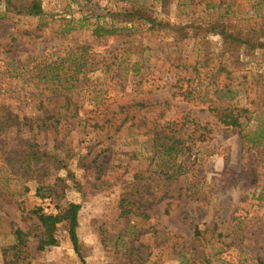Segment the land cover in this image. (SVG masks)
<instances>
[{
	"label": "rangeland",
	"instance_id": "1",
	"mask_svg": "<svg viewBox=\"0 0 264 264\" xmlns=\"http://www.w3.org/2000/svg\"><path fill=\"white\" fill-rule=\"evenodd\" d=\"M42 2L46 15L29 18L6 13L0 0V110L20 118L0 136V264L11 231L32 224L29 210L54 212L37 187L61 180V205H81L83 259L62 224L57 246L39 253L30 240L31 264H264V140L257 138L264 131V0ZM127 11L158 27L114 16ZM98 24L125 31L98 39ZM81 47L89 49L88 72L75 99L85 121L58 132L25 128L24 118L63 103L40 109L41 82L49 65L74 69ZM132 101L162 106L111 139L86 124L96 110ZM216 108L247 110L241 130L223 125ZM196 124L203 129L187 139L184 156L152 160L154 137L187 136ZM30 152L37 155L29 169ZM96 156L101 172L91 164ZM180 165L186 174L166 188L157 173Z\"/></svg>",
	"mask_w": 264,
	"mask_h": 264
},
{
	"label": "trees",
	"instance_id": "2",
	"mask_svg": "<svg viewBox=\"0 0 264 264\" xmlns=\"http://www.w3.org/2000/svg\"><path fill=\"white\" fill-rule=\"evenodd\" d=\"M6 13H13L19 17H29V18H43L46 15V11L43 7L42 0H6ZM115 17H122L127 23H134V21L143 22L145 24L151 25L152 29L158 27V22L156 20L150 19L145 15H142L140 12H130L125 13H115ZM162 23H159V25ZM75 28L67 30V32L74 31ZM122 31H125L123 28L116 27L112 25L111 28L106 27V25L98 24L94 29L93 34L98 39H103L105 36H116L119 35ZM228 37H232L228 35ZM233 40H238L233 37ZM238 41L237 43H241ZM83 51L82 59H77L74 63L75 68L69 66L67 70L61 69L63 64H57V66L52 67L49 65V73L44 77L45 82L42 83V93L43 97L39 108L45 109L46 104L50 106L53 100L63 99V103L54 109V111L45 110V115L43 117H37L36 119L24 118L25 128L37 129L38 131H48L55 130L59 131V127L67 122L70 124H75L78 119L84 117L81 116L82 108L79 106V102L75 99L76 89L80 83V76L85 75L88 72L87 65V55L88 47H81ZM76 54V53H75ZM72 55V54H71ZM77 55V54H76ZM77 61L79 62L76 65ZM71 61L69 60V63ZM134 73L139 74V71H134ZM55 84H57L55 86ZM228 86V85H227ZM57 87V88H56ZM229 87V86H228ZM60 89V91H58ZM45 92L50 93V97L46 96ZM186 96L190 95V92H187ZM186 98V97H185ZM188 98V97H187ZM162 106L161 103H148L146 101H132L131 104L119 105L117 108L109 111H99L96 110L91 119H87L86 124H90L89 128L93 131H103L106 132L109 139L115 137L129 123H134L135 120L141 117H145L147 114L153 113L157 108ZM212 112L219 118V121L228 127H233L241 130L242 122L241 119L244 117V113L247 110H230L229 108H216L212 109ZM10 113L8 110H0V136L6 135L8 132L9 125H15L16 120H20L17 116L15 119H11L9 116ZM81 123V122H80ZM79 124V123H78ZM203 127L198 126L194 131L187 136L185 133L182 136V130L178 131V134H163L158 135L152 139L153 143V157H161L166 164V159L177 160L181 156H184L187 149L186 143L187 139L194 137L196 132L202 130ZM263 130V129H262ZM41 132V131H40ZM177 132V131H176ZM200 135L199 140L201 139ZM260 140L259 144H263L261 140H264V131L261 132L260 136L257 137ZM255 139V138H254ZM36 147L39 145H35ZM37 155V153H28V160L24 162L27 164V167H31L30 157ZM47 158V157H46ZM53 163L56 166H60L61 162H58L55 157L52 159ZM87 157L84 158L86 162ZM84 162V163H85ZM93 168L101 172V165L98 164V156L93 158L91 161ZM167 166V165H166ZM66 167V166H65ZM174 168L173 172H159L157 175L159 179L165 183L166 188H169L170 185L183 177L186 172H182L183 165H180L177 169ZM32 172V170H31ZM30 174V173H26ZM160 179V180H161ZM64 180H61V183L56 181L53 184H42L36 189V196L40 197L43 200L50 199L52 204H55L54 212H47L44 207L34 208L28 211L27 218L32 221L30 227H27L26 230L22 228H17L14 231H11L13 236V242L5 247H3V264H31L30 263V240L35 239L37 244V252H45L50 247H55L59 244L58 231L59 226L64 224L68 231L70 241L73 244V247L76 253L83 259V256L80 251V240L78 236V227H79V213L81 210V205L77 203H63L66 196V189ZM168 184V185H167ZM27 191L29 189H26ZM129 204L126 207H122L123 215L127 213ZM1 223V222H0ZM195 236H201V232L198 227L195 229ZM83 264H86L83 260Z\"/></svg>",
	"mask_w": 264,
	"mask_h": 264
}]
</instances>
